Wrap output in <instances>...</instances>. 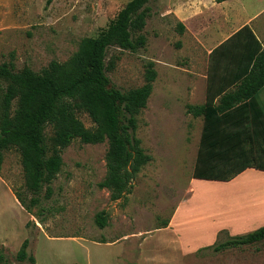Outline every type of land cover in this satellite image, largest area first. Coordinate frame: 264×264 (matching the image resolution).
I'll use <instances>...</instances> for the list:
<instances>
[{"label":"rangeland","instance_id":"rangeland-1","mask_svg":"<svg viewBox=\"0 0 264 264\" xmlns=\"http://www.w3.org/2000/svg\"><path fill=\"white\" fill-rule=\"evenodd\" d=\"M130 1L0 0V65H9L14 72L29 68L41 74L53 62L67 64L81 42L107 29ZM243 2L248 14L264 5V0ZM157 3L148 4L149 18L141 33L147 38L146 46L136 52L112 47L105 59L107 67L113 64L107 71L111 85L121 91L142 87L148 63L155 65L157 78L138 117L137 130L152 161L134 180L132 193L113 202L109 191L99 187L107 174L108 140L92 145L75 139L61 152L60 173L37 194L25 186L19 151H5L0 172V254L7 264H32L17 259L25 240L34 264H264V242L216 253L201 249L226 241L228 230L219 231L211 242L195 239L196 234L210 233L201 228L204 222L199 215L205 202L217 197L204 191L228 193L229 186L193 179L203 118L193 117L188 106H200L204 101L189 97L185 81L196 76L193 66L201 63L180 51L178 22L170 16L160 20ZM5 86L0 79V98ZM16 105L15 101L14 109ZM78 117L87 129H95L87 113L80 112ZM53 135V127L48 126L49 144ZM256 179L264 181V173L252 170L236 185L243 186L248 197L255 194V199L249 198L254 204L251 210L263 215L264 186ZM14 191L31 207L32 215L19 204ZM180 204L186 209L180 213L181 220L199 218V223L193 221L182 228L174 225L168 230ZM250 208L245 204L241 209ZM102 213L104 229L96 223ZM188 215L195 217L186 218Z\"/></svg>","mask_w":264,"mask_h":264},{"label":"trees","instance_id":"trees-1","mask_svg":"<svg viewBox=\"0 0 264 264\" xmlns=\"http://www.w3.org/2000/svg\"><path fill=\"white\" fill-rule=\"evenodd\" d=\"M152 1L155 0L128 2L107 29L96 38L81 42L67 64L53 62L41 74L29 68L14 72L11 66L0 65V79L6 84L0 98V172L4 152L16 148L21 155L25 186L37 194L60 173L61 152L75 139L92 145L108 140L107 174L99 187L109 191L113 202L132 193L134 180L152 161L137 130L138 117L152 95L157 72L154 63H148L145 84L121 91L111 85L107 71L113 64L107 67L105 59L112 47L136 52L146 46L147 38L141 33ZM226 1L215 0L218 4ZM178 27L180 32L185 30L181 23ZM232 45L237 48L226 69L231 83L217 95L208 93L205 104L188 106V113L203 118L194 180L226 183L248 169L264 172V44L245 26L219 46L212 59ZM212 68L210 63L209 77ZM233 85L234 90L227 91ZM217 96L221 97L216 101ZM80 112L89 115L95 129L85 127L78 117ZM48 126L54 129L50 144L46 137ZM13 193L32 215L21 194ZM32 204L36 205L35 199ZM96 223L101 229L106 227L104 213L97 216ZM167 227L168 224L163 228ZM223 232L226 230L220 233ZM260 242H264V226L244 235L229 236L226 241L201 250L219 253ZM28 246L29 241L25 240L17 259L34 264L35 259L27 253ZM0 262L7 264L2 254Z\"/></svg>","mask_w":264,"mask_h":264},{"label":"crops","instance_id":"crops-1","mask_svg":"<svg viewBox=\"0 0 264 264\" xmlns=\"http://www.w3.org/2000/svg\"><path fill=\"white\" fill-rule=\"evenodd\" d=\"M157 2L160 20L170 16L178 24L181 23L184 26L185 30L179 36L181 43L178 46L180 51L201 63V66L194 64L193 68L196 76L187 78L185 83L188 85L189 97L193 100L203 99V104L206 102L208 93L211 96L217 95L232 80L226 69L230 63L231 53L237 47L232 45L212 59V53L219 46L245 26H249L259 42L264 44V5L256 9L253 14H248L246 13L248 9L245 7L243 0H228L220 4L216 3L215 0H178V2L157 0ZM211 11L215 12L212 13ZM210 63L213 65L211 77H209ZM234 88L235 85L230 86L227 91L234 90ZM220 97L217 96L216 101ZM252 170L254 171V169H248L232 181L227 182V186H229L228 193L218 189L204 191V193L216 194L217 197L205 202L207 206L201 212L202 214L199 215H202L201 218L204 222L201 228L206 231L210 230V233L196 234L195 239L197 241L202 243L211 242L216 239L218 232L224 229L230 232L228 233L230 236H237L235 234L239 232L253 231L264 226V214L256 215L257 213L251 210L254 204L249 198L255 199V194H250V197H248L243 186L236 185L241 178L247 176ZM219 183L223 182H214L212 184ZM223 192L225 195L222 194ZM8 194L10 195L9 192ZM245 204L250 205L251 208L243 211L241 208ZM183 206L185 205L180 204L176 209L168 230H171L174 225L176 228H182L189 227L193 221L199 223V218L192 220L191 218L195 216L191 217V215L186 216V218L190 217L191 220H181L183 218H181L180 213L186 211ZM198 213L196 212V214Z\"/></svg>","mask_w":264,"mask_h":264},{"label":"bare ground","instance_id":"bare-ground-1","mask_svg":"<svg viewBox=\"0 0 264 264\" xmlns=\"http://www.w3.org/2000/svg\"><path fill=\"white\" fill-rule=\"evenodd\" d=\"M257 183H259L260 185L264 186V181L262 179H256ZM245 187V186H244Z\"/></svg>","mask_w":264,"mask_h":264}]
</instances>
